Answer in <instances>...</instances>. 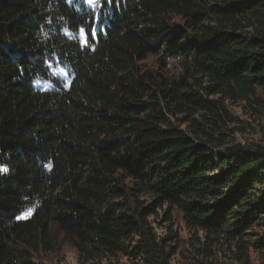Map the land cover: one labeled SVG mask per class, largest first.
<instances>
[{"label":"trees","instance_id":"1","mask_svg":"<svg viewBox=\"0 0 264 264\" xmlns=\"http://www.w3.org/2000/svg\"><path fill=\"white\" fill-rule=\"evenodd\" d=\"M259 89L264 0H0V264H41L52 225L87 261L170 264L175 210L264 254V147L229 109Z\"/></svg>","mask_w":264,"mask_h":264},{"label":"rangeland","instance_id":"2","mask_svg":"<svg viewBox=\"0 0 264 264\" xmlns=\"http://www.w3.org/2000/svg\"><path fill=\"white\" fill-rule=\"evenodd\" d=\"M87 3V0H85ZM97 3V0H96ZM96 3L88 4L93 7ZM159 58L149 56L143 63L145 69L160 71L166 77L173 78L179 74V68L175 63H168L167 68L161 69ZM52 72L61 80L63 86H68L72 75L59 65L51 67ZM39 85L45 90H51V82H41ZM258 102L252 100L250 103H240L229 106L231 113L238 119L236 126L240 131L235 132L234 138L243 146L264 147V90L259 89L256 93ZM161 214V212H160ZM174 227L179 238L176 243L171 244L168 253L171 255L170 264H264V254L252 248L247 254H241L236 246L225 241L205 239L202 232L197 234L189 231L182 218V214L174 211ZM153 220V218H151ZM157 234L164 236L166 231L155 224ZM254 234L263 233V228L257 227ZM256 236L248 237L250 242L256 240ZM51 241L53 250L49 253L36 256V261L41 264H141L133 262L124 257L104 258L95 261H87L80 255L64 237L61 230L55 225L51 226Z\"/></svg>","mask_w":264,"mask_h":264},{"label":"snow or ice","instance_id":"3","mask_svg":"<svg viewBox=\"0 0 264 264\" xmlns=\"http://www.w3.org/2000/svg\"><path fill=\"white\" fill-rule=\"evenodd\" d=\"M87 3L88 4H93V3H96V0H87ZM93 32V34L96 32V29H92L91 30ZM87 43V41H85ZM31 212V209L28 210V213Z\"/></svg>","mask_w":264,"mask_h":264}]
</instances>
